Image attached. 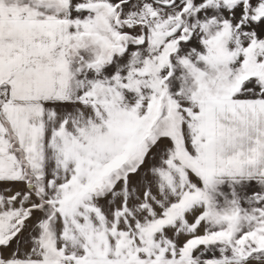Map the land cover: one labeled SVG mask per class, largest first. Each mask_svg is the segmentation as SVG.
Wrapping results in <instances>:
<instances>
[{
    "label": "snow or ice",
    "instance_id": "obj_1",
    "mask_svg": "<svg viewBox=\"0 0 264 264\" xmlns=\"http://www.w3.org/2000/svg\"><path fill=\"white\" fill-rule=\"evenodd\" d=\"M0 264H264V0H0Z\"/></svg>",
    "mask_w": 264,
    "mask_h": 264
}]
</instances>
